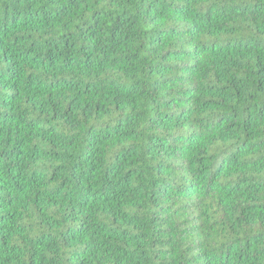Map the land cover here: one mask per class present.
Returning <instances> with one entry per match:
<instances>
[{"label":"trees","instance_id":"16d2710c","mask_svg":"<svg viewBox=\"0 0 264 264\" xmlns=\"http://www.w3.org/2000/svg\"><path fill=\"white\" fill-rule=\"evenodd\" d=\"M0 264H264V0H0Z\"/></svg>","mask_w":264,"mask_h":264}]
</instances>
